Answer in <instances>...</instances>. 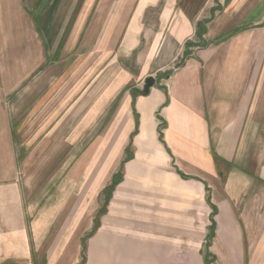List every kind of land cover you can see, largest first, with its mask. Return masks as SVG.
Listing matches in <instances>:
<instances>
[{
	"label": "crops",
	"instance_id": "1",
	"mask_svg": "<svg viewBox=\"0 0 264 264\" xmlns=\"http://www.w3.org/2000/svg\"><path fill=\"white\" fill-rule=\"evenodd\" d=\"M87 196L89 264H264V0H0V264Z\"/></svg>",
	"mask_w": 264,
	"mask_h": 264
},
{
	"label": "rangeland",
	"instance_id": "2",
	"mask_svg": "<svg viewBox=\"0 0 264 264\" xmlns=\"http://www.w3.org/2000/svg\"><path fill=\"white\" fill-rule=\"evenodd\" d=\"M76 71V69H72L70 71V73L68 75H72L74 72ZM28 73H30V71H27ZM29 84H27L24 89H28ZM56 121V119H55ZM22 138L23 139H29L30 138V132L29 131H23L22 132ZM61 139V138H60ZM65 148H59L56 147L54 148V151L51 149V152L53 151V156L48 160V163L45 164V160L43 162H41L40 164H38L36 166L35 170H28L27 172H25L23 170V174L26 177V181H27V186L29 187V183H31L32 185L34 184H38L40 186V188L43 186L44 183V179L46 176H48L54 169H58L60 167L61 164V157H62V151H65ZM31 151L30 149H22V160L24 159V156L27 155V153H29ZM71 152H72V148H71ZM72 154V153H71ZM55 171V170H54ZM37 180V181H36ZM25 184V180H24V185H23V190L27 189ZM31 189V188H29ZM25 194V199L27 200V203H31V202H36L38 203L37 206V210L39 209V213L41 207L44 205L45 200L47 198V196L45 195V193L47 191H38V195L36 197H31L28 195L27 191H23ZM51 192V191H50ZM32 198V199H31ZM93 199V197L91 196H87L84 203L87 207H85V210L81 212V218H80V222L79 225H82L80 227H65V228H61V226L64 224H74V220L73 217L75 215V212H72L71 210H62L59 213H54L56 215L55 220L53 221V227L49 230L48 234H47V238L44 240V242L39 244V252L43 253V251L46 250V242L48 243L49 246V240L51 239L52 235H54L55 237H57V239L59 237H61V239L58 241L59 244H56V246L58 247V250H60V248L62 247V249L68 253H70L71 255L74 252H80L81 256H80V261L82 264H89V252H92V244L90 246V250L89 251V242L91 241V237L94 234L95 231V224L98 221L99 218V214L97 212V207H94V204L91 203V205H89L90 200ZM32 200V201H31ZM31 201V202H30ZM70 201L71 204L75 201L73 198V192L70 195ZM79 203L81 201L78 200ZM77 201V202H78ZM76 202V201H75ZM92 202V201H91ZM99 204V203H98ZM72 205H68L65 206L67 208L71 207ZM68 238V242L67 239ZM55 246V247H56ZM41 261V263H40ZM38 261L37 264H46V260H40ZM74 260H65L63 261V263L65 262V264H73ZM205 262L208 264V260H205Z\"/></svg>",
	"mask_w": 264,
	"mask_h": 264
},
{
	"label": "water",
	"instance_id": "3",
	"mask_svg": "<svg viewBox=\"0 0 264 264\" xmlns=\"http://www.w3.org/2000/svg\"><path fill=\"white\" fill-rule=\"evenodd\" d=\"M154 82H155V78L152 76H148L145 79V85H144V93L145 94L149 92L150 87L154 85Z\"/></svg>",
	"mask_w": 264,
	"mask_h": 264
},
{
	"label": "trees",
	"instance_id": "4",
	"mask_svg": "<svg viewBox=\"0 0 264 264\" xmlns=\"http://www.w3.org/2000/svg\"><path fill=\"white\" fill-rule=\"evenodd\" d=\"M116 183H117V181H116V179H115V180L113 181V183L108 187V189H107V198L110 197V195H111L110 192L113 190V188L115 187Z\"/></svg>",
	"mask_w": 264,
	"mask_h": 264
}]
</instances>
